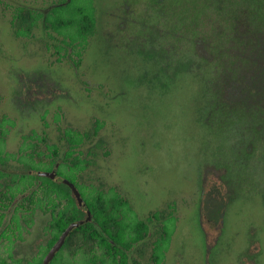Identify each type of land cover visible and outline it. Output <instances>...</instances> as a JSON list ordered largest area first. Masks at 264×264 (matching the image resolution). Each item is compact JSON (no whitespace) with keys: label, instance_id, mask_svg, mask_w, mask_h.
<instances>
[{"label":"rangeland","instance_id":"rangeland-1","mask_svg":"<svg viewBox=\"0 0 264 264\" xmlns=\"http://www.w3.org/2000/svg\"><path fill=\"white\" fill-rule=\"evenodd\" d=\"M65 1L0 0V151L12 155L0 168L27 172L21 154L40 152L36 165L55 145L62 163L66 130L85 132L78 189L115 192L129 216L151 219L131 264L154 263L162 226L170 242L161 264H264V3L71 0L52 22L97 11L80 57L58 54L62 36L49 37L42 20L16 34L26 24L15 19L19 8L46 15ZM69 31L79 38L75 28L60 32ZM190 60L191 76L176 70ZM13 211H0V254L30 260L47 243L48 216L38 210L32 224L18 216L17 232ZM62 255L51 264H64Z\"/></svg>","mask_w":264,"mask_h":264},{"label":"trees","instance_id":"trees-1","mask_svg":"<svg viewBox=\"0 0 264 264\" xmlns=\"http://www.w3.org/2000/svg\"><path fill=\"white\" fill-rule=\"evenodd\" d=\"M242 1L246 4L257 2L258 6L264 3V1L258 2L257 0ZM70 2L71 0H66L64 3L52 6L46 15L19 8L16 14H14L15 19L20 23L24 21L26 24L20 25V29L16 34L18 36L29 35L32 29L38 25V22L42 20L49 37L52 36L51 33H56L62 36L61 40L66 38V41L71 43L65 46L60 40L58 42L60 44L58 45V54H61V50H63L65 54L73 50V52L75 54L78 53V57H80L81 53L80 51L78 52L79 39H81V43H83L84 48H86L97 28V11L94 12V15H88L90 13L82 10L75 19H56L55 22H52L51 18L54 17L56 8L67 6ZM220 4L223 6L224 0H218V5L221 6ZM256 19L263 20L260 16H257ZM62 28H75L79 38L74 36L70 31L69 33L71 34L64 36L63 32H60ZM69 36L70 38L73 37L75 40L70 39ZM193 64V60H190V65L185 62H180L176 70L178 68V72L181 74L190 70L191 76L192 73H194L192 72ZM229 86L230 84H227L226 87ZM96 122L97 125L93 129L94 134H97L101 129L99 121L96 120ZM2 126L3 122L0 123V127ZM3 135L4 132L0 130V137ZM65 137L68 141L69 148L65 152L58 173L63 176L64 174L61 169L65 166L71 171V176L68 175L70 178L65 177L77 185L79 184L77 174L85 168L84 164L86 162V160L80 159L78 146L87 138V133L66 130ZM40 140L43 139L40 138ZM49 149L51 151V157H48L49 161H42L36 165L33 159H35V155L40 156V152L36 154L32 152L34 151L32 150L31 152H27L25 156L21 154L18 157L25 166L27 172L12 173L7 171L6 168H0V207H2V209L5 208L7 210L15 199L18 198L19 194L20 197L18 198L15 212H35L40 210L50 213L48 224L45 226V229L48 231V240L42 249L44 252L48 251V249L54 245L70 225L80 221L85 215L84 209L78 206L68 185L63 182L58 183L49 177L38 174L42 171V168L45 169V166L52 168L55 161L58 159L59 147L55 145L49 147ZM11 157L12 155L0 151V165L6 166ZM81 196L84 198V202L91 211L93 220L74 228L66 239L62 251L68 254L75 255L83 253L85 255L87 252L97 249L99 255L102 256L100 264H131L130 252L150 237L149 224L145 220H138L135 217L129 216L128 201L115 192L110 195V193L108 194L103 190L92 188L88 191H82ZM153 216L157 217V214L155 213ZM14 220L18 223L17 228L21 229V219L14 218ZM24 221L31 222V220L26 218ZM2 222L3 217H0V224ZM148 222H151L150 218H148ZM10 228H8L10 232L14 233ZM162 229V235L154 242L152 254V259H154L153 264H158L160 260L162 262L164 253L170 242V235L166 233L163 226ZM4 233L9 235V232L6 233L5 230L3 231V234ZM0 264H12L11 256L3 257L0 254Z\"/></svg>","mask_w":264,"mask_h":264},{"label":"flooded vegetation","instance_id":"flooded-vegetation-1","mask_svg":"<svg viewBox=\"0 0 264 264\" xmlns=\"http://www.w3.org/2000/svg\"><path fill=\"white\" fill-rule=\"evenodd\" d=\"M60 166H61V163L60 162H56L55 161V164H54V166L52 167V170L51 171H53V172H55L56 173V178L55 179H53V178H51V177H49V176H45V177H49L50 179H52L53 181H56V182H58V183H61V182H63V183H65L64 182V178H63V176H61L59 173H58V170H60ZM48 173H52V172H48ZM39 174V173H38ZM62 179L61 181L59 180V179ZM66 184V183H65ZM67 185V184H66ZM76 186V185H75ZM76 188L78 189V187L76 186ZM71 189V188H70ZM79 190V189H78ZM71 192H72V190H71ZM79 192H80V190H79ZM81 193V192H80ZM72 195H73V193H72ZM73 197L76 199V201H77V204H78V206L80 207V208H82V209H84V211H85V215H84V218L83 219H81L80 221H78V222H81V221H84V224L85 223H87V222H91L92 220H93V217H92V213H91V220L90 221H87V219H88V217H89V214H88V207H87V204L84 202V198L82 197V199H83V203L86 205V207H84L83 205L84 204H80L79 203V201H78V199L73 195ZM17 202H18V198L17 199H15V201L12 203V205L7 209V210H10V209H12V208H14V211L12 212V214H11V220L13 219V218H18V216H20V218L21 219H28V220H31V222H26V224H32L33 223V221H34V219H35V217H36V215L38 214V212L37 211H28V212H15V208H16V204H17ZM0 211H2V207H0ZM90 211V210H89ZM91 212V211H90ZM44 216H48V219H49V216H50V213L49 212H41ZM0 217H3V219L4 218H6V212H1L0 213ZM148 218H150V217H148ZM148 218L145 220L148 224L150 223V222H148ZM17 225V224H16ZM83 225V224H82ZM81 226V225H80ZM149 228H150V224H149ZM21 229H19V228H17L16 227V231L18 232V231H20ZM12 231V230H11ZM11 233V232H10ZM13 234V233H12ZM151 235V233H149V236ZM60 238V237H59ZM68 238V237H67ZM58 241V240H57ZM56 241V242H57ZM55 242V243H56ZM55 243H54V245H55ZM46 245V244H45ZM44 245V246H45ZM53 245V246H54ZM52 246V247H53ZM64 246V245H63ZM52 247H50V249H48V251H46V252H44L42 249H43V247H41V248H39V250H38V252H37V255L36 256H34L32 259H30V260H24V259H20V258H17V257H15V254L13 253V251H11V250H6V254H7V257L8 256H11V261H12V264H37V263H41V264H44V261H45V258H46V256L48 255V253H49V251L52 249ZM62 249H63V247L56 253V255H55V257L53 258V260L49 263V264H51L55 259H56V257H58V255H59V253H60V251H62ZM92 251H95V252H92ZM91 252L89 251V252H87L85 255L83 254V253H78V254H68L67 252H64V255H62V258L60 257V260L62 259V261L64 262V264H72V262H73V264H75L76 262H78V261H80L84 256L86 257L85 258V261H87V263L86 264H98V262H97V260L96 261H92V259H91V257H95V256H97V255H99V253L97 252V249L96 250H92ZM67 256H72V257H74V258H76L77 256H80V257H82V258H80V260H78L77 258H76V260H68L67 259ZM76 256V257H75ZM66 259H67V261H66Z\"/></svg>","mask_w":264,"mask_h":264},{"label":"water","instance_id":"water-1","mask_svg":"<svg viewBox=\"0 0 264 264\" xmlns=\"http://www.w3.org/2000/svg\"><path fill=\"white\" fill-rule=\"evenodd\" d=\"M39 175H41V176H49V177H51L53 179L56 178V173L55 172H52V173L39 172ZM64 182L71 188L73 195L78 199L79 203L80 204H84L83 203V199L81 197V193L76 188L75 184L72 183L71 181H69L68 179H65ZM83 206L86 207L85 204ZM88 214H89V217H88L87 221H90L91 220V212L89 210H88ZM82 224H84V221L76 222V223L70 225L67 228V230L60 236V238L58 239V241L55 243V245L49 251L48 255L45 258L44 264H49L53 260V258L55 257L56 253L65 244L67 237L70 235V233L73 231V229L76 228V227H79Z\"/></svg>","mask_w":264,"mask_h":264}]
</instances>
